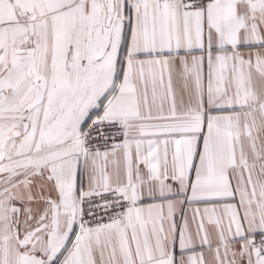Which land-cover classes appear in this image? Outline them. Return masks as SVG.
<instances>
[{
    "label": "snow or ice",
    "instance_id": "6c2138e0",
    "mask_svg": "<svg viewBox=\"0 0 264 264\" xmlns=\"http://www.w3.org/2000/svg\"><path fill=\"white\" fill-rule=\"evenodd\" d=\"M0 264H264V0H0Z\"/></svg>",
    "mask_w": 264,
    "mask_h": 264
}]
</instances>
